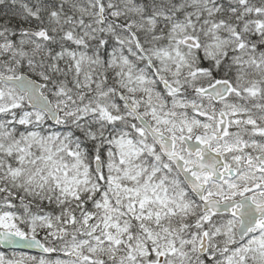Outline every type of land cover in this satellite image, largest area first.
Segmentation results:
<instances>
[{
	"label": "snow or ice",
	"instance_id": "snow-or-ice-1",
	"mask_svg": "<svg viewBox=\"0 0 264 264\" xmlns=\"http://www.w3.org/2000/svg\"><path fill=\"white\" fill-rule=\"evenodd\" d=\"M0 264H264V0H0Z\"/></svg>",
	"mask_w": 264,
	"mask_h": 264
}]
</instances>
